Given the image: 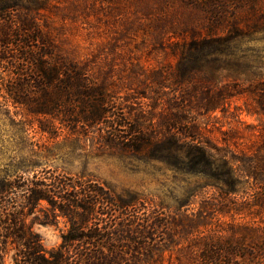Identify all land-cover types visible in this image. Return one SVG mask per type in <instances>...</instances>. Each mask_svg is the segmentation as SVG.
<instances>
[{
	"label": "trees",
	"instance_id": "16d2710c",
	"mask_svg": "<svg viewBox=\"0 0 264 264\" xmlns=\"http://www.w3.org/2000/svg\"><path fill=\"white\" fill-rule=\"evenodd\" d=\"M166 1L189 21L170 46L177 93L158 130L144 125V109L130 110L138 130L122 147L170 164L182 182L173 205L46 171L4 177L0 264L12 248L14 264H264V47L257 46L264 41V0ZM16 25L14 34L5 27L0 37L1 67L17 70L22 80L5 87L13 104L43 116L66 104L77 107L81 126L103 124L110 113L107 80L95 81L83 63L61 56L50 38L41 42L31 20L21 16ZM10 50L25 55L13 58ZM28 68L41 78L34 79L35 92L27 87ZM243 95L254 102L232 103ZM242 114L256 116L258 127L245 125ZM238 125L253 132L249 146L237 143ZM213 130L221 141L211 138ZM37 209L41 224L67 222L56 249L44 250L29 225Z\"/></svg>",
	"mask_w": 264,
	"mask_h": 264
},
{
	"label": "rangeland",
	"instance_id": "374dc122",
	"mask_svg": "<svg viewBox=\"0 0 264 264\" xmlns=\"http://www.w3.org/2000/svg\"><path fill=\"white\" fill-rule=\"evenodd\" d=\"M176 5L166 0H0L5 9L0 15V37L5 27L16 32L17 18L31 20L40 30L41 42L47 44L50 38L61 56L83 63L95 81L107 80L110 103L107 119L92 129L77 123V107L66 104L53 115L27 114L5 90L17 87L21 77L15 69L2 68L0 60V179L46 171L66 182L92 180L116 194L133 191L172 206L182 182L170 164L157 156H136L122 146L125 136L138 130L130 110L144 109V125L150 123L158 130L177 93L172 76L176 57L170 46L179 26L189 21L188 13ZM257 46L264 47V41ZM23 52L10 50L8 56L23 58ZM31 72L28 68L25 79L35 92L34 79L41 78ZM245 102L254 100L243 95L232 101L241 107ZM241 117L245 125L258 127L256 116ZM245 125H238L240 147L254 139ZM211 138L221 141L217 130ZM47 207L41 203V209ZM38 209L29 217V225L44 250L56 249L67 222L58 217L53 225L41 224L44 218ZM13 254L12 248L5 264H14Z\"/></svg>",
	"mask_w": 264,
	"mask_h": 264
}]
</instances>
